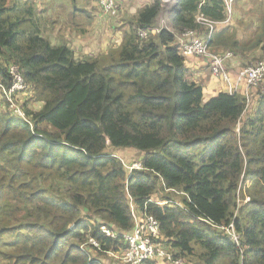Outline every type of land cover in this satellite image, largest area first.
Segmentation results:
<instances>
[{
    "label": "trees",
    "instance_id": "obj_1",
    "mask_svg": "<svg viewBox=\"0 0 264 264\" xmlns=\"http://www.w3.org/2000/svg\"><path fill=\"white\" fill-rule=\"evenodd\" d=\"M10 1L0 0V261L123 257L121 235L135 226L132 200L137 215L158 221L159 245L175 260L264 264V83L249 96L225 91L205 101L177 42L191 30L215 55L232 53L226 69L234 80L246 67L229 71L228 63L264 52V19L261 33L239 40L231 19L224 24L223 0H153L128 22L118 47L79 60L44 35L33 4ZM162 14L171 29L153 34ZM12 65L29 86L19 106L26 120L3 93ZM109 149L141 152L142 169L129 173ZM231 225L239 244L221 229ZM101 226L119 236L106 237Z\"/></svg>",
    "mask_w": 264,
    "mask_h": 264
},
{
    "label": "built area",
    "instance_id": "obj_2",
    "mask_svg": "<svg viewBox=\"0 0 264 264\" xmlns=\"http://www.w3.org/2000/svg\"><path fill=\"white\" fill-rule=\"evenodd\" d=\"M100 8V11L104 17L113 18L116 17L121 8L117 0H96ZM172 3H177L179 0H166ZM226 7V13L229 22L233 14V9L236 0H223ZM199 23L206 24L212 30L214 24L207 21L203 16L197 20ZM163 24L166 22L163 20ZM167 26V24H166ZM165 26V27H166ZM160 29H154L152 33H159ZM148 34H151V30L140 32L141 38H147ZM212 33L208 40H211ZM177 42L180 46V51L185 58V63L189 59H201L210 69L212 76L221 80L227 86V92L230 94L242 91L245 95H250L251 91H256L264 83V60L258 61L255 64L246 67L241 70L235 77L234 82L231 75L226 69V63L233 58L232 53H225L224 55H215L208 47V41L201 40L196 32L188 30L177 36ZM9 74L12 79V85L8 90L3 89L4 94L8 98L12 109L15 114L20 118L26 120L24 112L16 104L15 98L27 92L29 89L28 84L18 66L12 65L9 68ZM125 165V164H124ZM127 168V166L125 165ZM142 169L141 162L135 164L131 168H127L131 173L133 170ZM130 207L135 221V226L131 231L122 233V238L127 246V250L123 257H119L121 264H145L147 262L154 264H185L182 259L175 260L174 256L165 252L159 245L160 239V226L158 221L152 216L140 213L137 215L133 201L130 200ZM101 232L106 237L115 239L119 235L117 232L109 229L105 226H101ZM221 229L226 230L229 238L239 244V236L234 232V227L231 225L228 228ZM92 245L98 246L94 240H90ZM84 250V249H83ZM112 254V253H108ZM114 255V254H113Z\"/></svg>",
    "mask_w": 264,
    "mask_h": 264
},
{
    "label": "rangeland",
    "instance_id": "obj_3",
    "mask_svg": "<svg viewBox=\"0 0 264 264\" xmlns=\"http://www.w3.org/2000/svg\"><path fill=\"white\" fill-rule=\"evenodd\" d=\"M85 1L87 0H58V4L59 5L62 4L64 5L66 9H70L71 12H74L75 9H77L78 11L79 9L82 10V8L84 7L83 3H85ZM88 1L90 2V4L91 2L93 4L91 5L90 13L88 14L89 15L88 20L83 19V21L85 22V25L82 27V28L89 27V33L82 35V42L86 46L87 49L84 50V52H81V55L75 52L76 58L79 60L86 59V58H95L103 53H106L111 48L118 47L121 43L123 32L128 26V22L132 20V18L135 16L134 11L138 13V10H139L137 9V6L134 4L126 5L124 3L121 6L118 15L116 17L109 18V17H104L102 15L96 0H88ZM88 1L86 2V4L88 3ZM21 2L32 3L37 10V14L41 16L42 18V15L44 12L42 11L40 13V11L38 10L39 9L41 10V8L44 7L43 5L44 1L42 0H31V1L23 0ZM74 2H77L76 5L74 4ZM10 3H13V0H11ZM233 11H234L233 18L231 19V22L228 26H230L229 28L235 32L239 40H247L250 36H254L255 33L257 32L258 34L261 33L262 21L264 19V0H236ZM81 12L82 11L77 12V13H81ZM163 20L166 22L167 27H165L166 24L162 23ZM42 26H43V18H42ZM157 26L158 27L156 29H160V28L171 29V25H170V22L168 21V16L166 14L165 15L162 14L159 17ZM43 29L45 31H50V28L46 25V23L44 24ZM56 34L58 36H60V34L61 36H64L65 32H63V30L62 31L57 30L56 28ZM49 37H51L50 34H49ZM254 54H256V56L252 57L247 62L239 63V60H237V66L235 65L233 66L232 63H228L227 64L228 70L236 71L237 69L248 67V66L255 64L258 61L264 60V52L261 53V51H256L254 53H250L249 55H254ZM206 71L208 70L206 69ZM207 75H208L207 79L213 80L220 90H222L223 92L225 91L227 92L228 90L227 86L221 80L210 75L209 71L207 72ZM198 83L201 84V82H198ZM29 94L30 92H26L24 94L18 95L16 98H18L19 100L15 99V102L17 100L16 104L22 107L24 102L28 100L30 96ZM217 94H215L214 96H216ZM211 98L205 95V101H208ZM28 106L29 108H32L33 110H38L40 108V104H35L31 101H29ZM5 107L6 106L3 100V95L0 91V112L5 111ZM108 153L114 154L116 157L121 159V161L127 166V168H131L135 164H139L142 159V153L138 152L137 150H133V149H119V150L109 149ZM246 202H247V199H246ZM168 247L170 246L162 244L161 248L165 252L173 256V254L168 249ZM81 249H84V251H87L88 246L84 245L81 247ZM90 252L94 254L92 250H90ZM120 255L121 253H118L115 255L107 254V255L101 256L102 258L101 260L100 259L99 260L101 264H121V262L118 259ZM182 261L185 264H187L185 260L182 259ZM0 264H6V263L3 261H0ZM188 264H191V263H188Z\"/></svg>",
    "mask_w": 264,
    "mask_h": 264
},
{
    "label": "crops",
    "instance_id": "obj_4",
    "mask_svg": "<svg viewBox=\"0 0 264 264\" xmlns=\"http://www.w3.org/2000/svg\"><path fill=\"white\" fill-rule=\"evenodd\" d=\"M31 1V0H30ZM44 7L39 9L40 13L43 11V26L46 23V25L50 28V31H44V35L48 37L49 41L53 45H67L70 48L73 49L74 52L81 55V52H84L86 50V46L82 42V35L89 33V27H84L85 22L83 19L88 20V14L90 13L91 5L93 4L88 1H85L83 3L84 7L79 9H75L74 12H71L70 9H66L64 5L58 4V0H42ZM122 6L124 3L127 4H134L137 6V9H141L144 6L150 4L153 0H117ZM134 1V2H133ZM30 3V2H29ZM77 2H74L76 5ZM32 4V3H31ZM62 6V7H61ZM67 11V13H66ZM82 11L81 13L77 12ZM134 11V10H133ZM134 14L136 15V11H134ZM234 14V11H233ZM233 14L231 16V19L233 18ZM52 25V27H51ZM56 28L57 30H60L65 32L64 36H58L56 34ZM49 34L51 37H49ZM232 65L237 66V61L230 62ZM185 68L189 72L190 79L195 82H201V85H204L205 95L208 97H213L215 94L223 92L218 88V86L214 83L213 80H209L206 67L201 59H189L187 63H185ZM208 70V69H207ZM211 75V74H210ZM207 79V80H206ZM141 162V161H140Z\"/></svg>",
    "mask_w": 264,
    "mask_h": 264
},
{
    "label": "clouds",
    "instance_id": "obj_5",
    "mask_svg": "<svg viewBox=\"0 0 264 264\" xmlns=\"http://www.w3.org/2000/svg\"><path fill=\"white\" fill-rule=\"evenodd\" d=\"M167 27V26H166Z\"/></svg>",
    "mask_w": 264,
    "mask_h": 264
}]
</instances>
